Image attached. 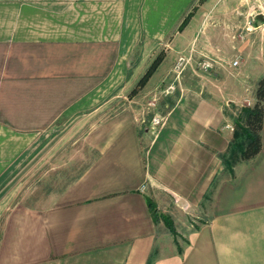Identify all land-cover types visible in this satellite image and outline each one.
I'll return each mask as SVG.
<instances>
[{
	"label": "crops",
	"instance_id": "0c3cea01",
	"mask_svg": "<svg viewBox=\"0 0 264 264\" xmlns=\"http://www.w3.org/2000/svg\"><path fill=\"white\" fill-rule=\"evenodd\" d=\"M259 2L0 0V264H264V123L257 155L230 161L243 138L224 114L252 106L254 89L207 87L224 65L264 76V21H246ZM139 45L149 55L162 46L174 61L191 55L195 75L203 62L213 73L181 85L153 133L132 102L94 121L84 141L97 155L60 195L10 205L4 189L21 160L55 121L124 87ZM152 186L174 196L177 246L152 219ZM181 214L195 224H179Z\"/></svg>",
	"mask_w": 264,
	"mask_h": 264
},
{
	"label": "rangeland",
	"instance_id": "374dc122",
	"mask_svg": "<svg viewBox=\"0 0 264 264\" xmlns=\"http://www.w3.org/2000/svg\"><path fill=\"white\" fill-rule=\"evenodd\" d=\"M259 3L251 5L247 10L246 21L249 24L257 23L253 14L261 12ZM246 31L244 30V33ZM160 51L164 52V58L152 71L142 89L132 96L131 90ZM140 52L139 45L127 62L124 87L117 88V91L108 94L97 108L74 116L61 117L48 128L38 147L21 160L7 180L4 190L7 191L11 200L10 205L19 201L27 205L52 203L96 157L97 151L90 148L84 141V136L94 121L114 115L129 102L145 108L143 116L145 122L154 113L164 117L171 104L176 102L181 85L199 86L206 82V76L213 73L210 69L205 71L204 69L207 68L200 66L197 72L199 75H195L193 69L197 64L196 61L187 64L177 77V71L173 69L174 55H170L167 49L155 45L150 55L146 52L140 54ZM255 77L248 72L236 74L234 70L224 65L223 72H220L218 76L211 77V82L207 84V87L214 85L228 94L246 82V84L252 85V89L255 91L256 80L259 79ZM170 86H173L174 89H170ZM151 102H155L153 107ZM158 127H152V133ZM229 150L234 152V154L232 151L229 153L231 154L229 160L233 161L238 156V151L232 146L229 147ZM145 192L165 214L171 215L174 196L167 193L165 189L155 186L149 187ZM179 210L178 208L177 212ZM179 218L184 221L187 218V221L195 224L188 214L186 218L183 214L180 217L177 216V222L182 224L183 221ZM169 236L171 237L170 234Z\"/></svg>",
	"mask_w": 264,
	"mask_h": 264
},
{
	"label": "trees",
	"instance_id": "16d2710c",
	"mask_svg": "<svg viewBox=\"0 0 264 264\" xmlns=\"http://www.w3.org/2000/svg\"><path fill=\"white\" fill-rule=\"evenodd\" d=\"M190 13H188L181 21L178 29H181L187 22ZM164 58V52L157 53L153 63L147 71L140 77L136 86L131 90V95H135L140 91L146 83L152 71L158 66ZM255 101L252 106H241L238 108L236 115H233L224 109V114L229 116L235 126L234 137L243 138V143L237 144V151L241 159L248 160L257 155L261 149V128L264 123V76H261L255 86ZM173 104H171L172 106ZM147 205L151 211L154 223L162 221L166 229L173 235L174 242L177 246L178 234L174 226V222L169 214H165L157 208L155 202L147 198ZM146 264H152V256H150Z\"/></svg>",
	"mask_w": 264,
	"mask_h": 264
},
{
	"label": "built area",
	"instance_id": "2783aa9c",
	"mask_svg": "<svg viewBox=\"0 0 264 264\" xmlns=\"http://www.w3.org/2000/svg\"><path fill=\"white\" fill-rule=\"evenodd\" d=\"M260 3H261V5H260V11H261V12H260V13L264 14V0H260ZM256 14H258V13L254 12L253 16L256 17ZM191 60H192L191 55H188V56H185V55H179V56L176 58V60H175V62H174V65H173V69H174L175 71H177V77H178V75L181 73V71L184 69V67H185L187 64L191 63ZM236 63H237V60L235 59L234 62H233V64H236ZM200 65H201L202 67H205V68H209V67H210V64H209V63H206V62H203V63H201ZM169 88H170V89H174L173 86H170ZM167 91H168V90H167ZM151 105H152V107H153V106L155 105V102H151ZM163 119H164V117H162V116H160V115L154 113V114L152 115L151 119H150V125H151L153 128L156 127V126H159V125H161V123L163 122ZM225 127H226V128H230V129L233 128V126L230 125V124H225Z\"/></svg>",
	"mask_w": 264,
	"mask_h": 264
},
{
	"label": "water",
	"instance_id": "95a60500",
	"mask_svg": "<svg viewBox=\"0 0 264 264\" xmlns=\"http://www.w3.org/2000/svg\"><path fill=\"white\" fill-rule=\"evenodd\" d=\"M256 18H257L259 21H264V14H262V13H258V14H256Z\"/></svg>",
	"mask_w": 264,
	"mask_h": 264
}]
</instances>
